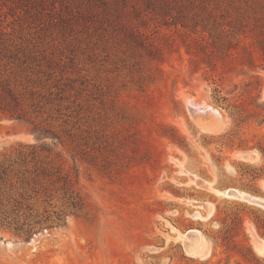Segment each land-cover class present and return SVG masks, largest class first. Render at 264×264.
Instances as JSON below:
<instances>
[{
	"label": "rangeland",
	"instance_id": "obj_1",
	"mask_svg": "<svg viewBox=\"0 0 264 264\" xmlns=\"http://www.w3.org/2000/svg\"><path fill=\"white\" fill-rule=\"evenodd\" d=\"M179 3L188 26L128 8L157 55L127 27L0 0V32L44 85L42 118L60 134L57 164L77 170L79 203L61 189L49 204L29 199L32 221L49 219L29 234L0 224V264H264V207L210 189L264 198V0ZM189 96L221 112L220 131L196 125ZM34 142L30 124L0 120V165ZM11 182L0 180V200ZM191 228L202 238L193 254L180 236Z\"/></svg>",
	"mask_w": 264,
	"mask_h": 264
},
{
	"label": "trees",
	"instance_id": "obj_2",
	"mask_svg": "<svg viewBox=\"0 0 264 264\" xmlns=\"http://www.w3.org/2000/svg\"><path fill=\"white\" fill-rule=\"evenodd\" d=\"M30 6L40 7L52 13L74 16L77 13L91 17L95 25H120L127 27L144 46L161 54V48L152 39L146 37L139 29V22H132L128 17L132 9L137 16L160 18L164 24H180L188 26L185 5L179 0H29ZM141 20V19H140ZM260 49L264 52V22H260ZM213 45L220 36H213ZM231 41V40H230ZM229 42V41H228ZM212 52V50H210ZM36 72L22 53L21 48L13 44L6 34L0 32V120L14 119L31 125L37 142L24 144V151L8 165H0V180L14 179L10 189L0 200V224L13 227L17 232L29 234L33 223H41L49 219V215L36 213L32 221V206L29 199L41 198L50 203L53 190H63L69 194V205L75 207L79 203L75 199L73 186L76 183L77 170L63 171L57 164L59 152L55 150V140H60L59 131L54 125L42 118L49 102L43 90L44 85L36 76ZM50 138L51 142L46 141ZM12 164L16 167L13 168ZM74 174V175H73ZM57 183H60L57 187ZM0 192V198L2 197ZM62 211L56 212L60 218Z\"/></svg>",
	"mask_w": 264,
	"mask_h": 264
},
{
	"label": "bare ground",
	"instance_id": "obj_3",
	"mask_svg": "<svg viewBox=\"0 0 264 264\" xmlns=\"http://www.w3.org/2000/svg\"><path fill=\"white\" fill-rule=\"evenodd\" d=\"M187 103H188L187 105H188V110H189L190 115L192 116L196 125L201 127L202 130L217 132L223 128L224 117L217 108L213 107L212 105L206 104V102L196 103L191 97L187 101ZM237 155L241 156L244 159H253V158L256 159L258 156L256 152L243 153V154L237 153ZM193 177L191 179L197 185L203 184V182L202 183H200L201 181L199 182V179L196 178V176L194 178ZM210 189L216 191L219 194H223L226 197L247 200L249 202H253V203L259 204L264 207V198L250 194L246 191L235 189V188L226 189V190H219L215 188H210ZM211 211H212V208L211 206H209L208 215L211 214ZM180 236L183 239L184 246L187 252L192 253V254L196 253L202 241L201 235H199V231L195 228H191L185 231L184 233H180ZM254 243L256 245L255 246L256 250L259 253H262L264 249V240L262 238L255 236Z\"/></svg>",
	"mask_w": 264,
	"mask_h": 264
}]
</instances>
